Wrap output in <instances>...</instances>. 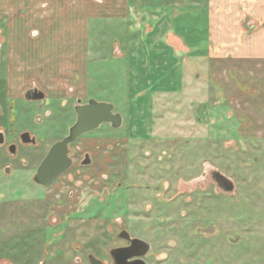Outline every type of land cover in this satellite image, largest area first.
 Returning <instances> with one entry per match:
<instances>
[{
	"label": "rangeland",
	"instance_id": "374dc122",
	"mask_svg": "<svg viewBox=\"0 0 264 264\" xmlns=\"http://www.w3.org/2000/svg\"><path fill=\"white\" fill-rule=\"evenodd\" d=\"M111 1L0 0V264H88L87 252L109 264L121 227L152 245L149 264L161 254L163 264H264V130L256 123L264 110H249L245 98L230 110L234 104L192 75L179 94L156 95L136 132L102 124L81 136L83 150L84 140H96V168L108 175V188L81 195L84 204L94 200L78 206L80 214H71L76 202L56 196L90 186L89 169L50 189L33 183L46 149L75 122L77 99L110 103L118 114L132 103L118 62L109 56L100 73L92 60L121 38L95 23L119 17L127 0ZM34 87L46 96L41 110L23 99ZM22 131L37 144L17 143L12 157L7 146ZM213 171L231 180V193L216 188ZM92 187H102L101 175Z\"/></svg>",
	"mask_w": 264,
	"mask_h": 264
},
{
	"label": "crops",
	"instance_id": "0c3cea01",
	"mask_svg": "<svg viewBox=\"0 0 264 264\" xmlns=\"http://www.w3.org/2000/svg\"><path fill=\"white\" fill-rule=\"evenodd\" d=\"M123 8L119 17L100 15L95 22L109 25L103 34L121 38L99 56L93 49L92 58L100 73L114 58L133 86L132 103L119 113L121 127L136 132L156 95L179 94L186 74L234 104L230 110H239L244 98L249 110H264V0H127ZM256 123L264 130V122ZM84 142L96 146L94 139Z\"/></svg>",
	"mask_w": 264,
	"mask_h": 264
},
{
	"label": "water",
	"instance_id": "95a60500",
	"mask_svg": "<svg viewBox=\"0 0 264 264\" xmlns=\"http://www.w3.org/2000/svg\"><path fill=\"white\" fill-rule=\"evenodd\" d=\"M45 94L38 90H28L24 98L28 101H41ZM80 99L77 100V105L74 107L76 119L74 124L69 128L68 134L59 142L55 143L41 163L39 164L33 182L39 186H47L61 176L70 166L68 158V145L76 141L79 137L96 130L102 124H108L114 129H118L122 125V116L114 112L113 105L107 102H97L88 100L85 104H80ZM1 110V108H0ZM21 142L24 144H35V138L30 137L28 133H23L20 136ZM3 143L2 134H0V144ZM9 153H15V147L11 145ZM87 164V162H85ZM9 173V169H5V174ZM212 180L217 184V188L231 193L234 189L233 183L218 171H213L211 174ZM129 242V246L122 249H113L110 251V256L113 264H145L141 257L149 251V245L138 239L129 238V234L123 231L120 236ZM132 261L129 262V260ZM89 264H103L100 260L92 255L87 257Z\"/></svg>",
	"mask_w": 264,
	"mask_h": 264
},
{
	"label": "flooded vegetation",
	"instance_id": "af4514ba",
	"mask_svg": "<svg viewBox=\"0 0 264 264\" xmlns=\"http://www.w3.org/2000/svg\"><path fill=\"white\" fill-rule=\"evenodd\" d=\"M32 90H35L36 88L34 87V88H31ZM31 89H28V90H31ZM38 89V88H37ZM27 90V91H28ZM38 90H40V89H38ZM26 91V92H27ZM40 91H42V90H40ZM25 92V93H26ZM43 92V91H42ZM25 93L23 94V99H24V101H26V102H28V103H38V109H40L41 110V108H42V104L44 103V100H45V98H46V96L44 97V99L43 100H41V101H28V100H26L25 98H24V95H25ZM44 93V92H43ZM45 94V93H44ZM47 100V99H46ZM78 100V99H77ZM77 100H76V104L73 106V108H72V110H73V112H74V107L77 105ZM87 103V102H86ZM80 104H85V103H80ZM0 108H1V110H0V115L2 114V112H3V110H2V107H1V105H0ZM12 111L13 110H10V118H9V122H10V124H9V127L10 126H12L13 125V122H14V120H13V122H12V118H11V116L13 117V114H12ZM57 113H59L58 115H60V114H62L63 112H61V111H56ZM44 113H45V115H46V117H48V118H50V117H52L53 116V110H44ZM75 113V112H74ZM75 117H76V115H75ZM76 119V118H75ZM74 124V123H73ZM72 124V125H73ZM10 131H14V130H12L11 129V127H10V129H9ZM23 133H28L29 134V136L30 137H33V138H35V144H24V143H22L21 142V139H20V136L23 134ZM0 134H2V139H3V143L2 144H0V146H2V145H4V142H5V135H4V133L2 132V131H0ZM8 134H10V132L8 133ZM67 134H68V132H67ZM67 134L66 135H64L62 138H60V139H58V140H56L54 143H52V145H50L47 149H46V152H45V154H44V156H43V158L45 157V155L47 154V152L49 151V149L51 148V146H53L55 143H57V142H59L60 140H62L64 137H66L67 136ZM15 137H16V139H15V141L14 142H12V143H10V144H8V146H7V151H8V153H9V150H8V148L11 146V145H13L14 147H15V153L12 155V154H10L12 157L13 156H15V154H16V151H17V143H20V144H22V145H33V146H36V144H37V140H36V137L35 136H33L31 133H29V132H27V131H22V132H20V133H15ZM80 138L81 137H79L76 141H74V142H72L71 144H69L68 145V158L70 159V166H69V168L67 169V171H65L61 176H59L54 182H52L51 184H54V183H57L58 181H59V179L61 178V177H66L68 174H72V171L73 170H75L76 171V169H78V170H83L84 168L85 169H89L90 170V172L88 173L89 174V176H92V177H94V178H92V179H90L89 181H88V183L87 184H90V186H87V187H82L80 190H73V189H71V190H68V191H65V192H63V195H61V196H56L57 197V199H61V200H64V199H66V200H68V203H72L73 204V201L74 202H76V204H75V206H74V208L73 209H75L74 211H76L77 210V212H74V211H72L71 212V214H73V215H77V214H80L81 212L80 211H82L84 208H87V207H89L91 204V202H93V198H91L90 197V199H89V203L88 204H84L83 202H81V195H85L86 193H91L93 190L94 191H97L99 194L100 193H102V192H104L105 190H107V188H108V186H107V184L108 183H106L107 182V179H108V175L107 174H101V172L96 168L97 166H98V164H97V157H96V152H97V150H96V148H94L93 146L92 147H90V146H86V148L87 149H82V148H80L78 145L80 144V143H82L81 141H80ZM82 149V150H81ZM80 151V152H79ZM43 158H42V160H43ZM41 160V161H42ZM41 161H40V163H41ZM85 162H87V164H85ZM39 163V164H40ZM39 164H38V166H39ZM38 166H37V168H38ZM6 168H8L9 169V172H10V168L9 167H5L4 169H6ZM37 168H36V170H37ZM94 169H96V170H94ZM80 172V171H79ZM5 173V172H4ZM35 173H36V171H35ZM103 173V172H102ZM211 174H212V172H211ZM211 174H210V178H211V180H212V177H211ZM100 175H101V178H102V187H100V189H99V187H98V189H94V187H92V184H93V186H94V181H95V179L97 180H99V177H100ZM34 176H35V174H34ZM33 176V177H34ZM80 179V178H79ZM32 181H33V178H32ZM213 181V180H212ZM214 182V184L216 185V188H217V184L215 183V181H213ZM34 183V182H33ZM35 184V183H34ZM51 184H49V185H51ZM49 185H47L46 187L45 186H42L43 188H47V189H50V187H49ZM218 189V188H217ZM218 190H220V189H218ZM222 191V190H221ZM224 192V191H223ZM60 193L62 194V192L60 191ZM90 196H93V194L91 193L90 194ZM83 206L81 209L82 210H80V211H78V206ZM70 206V205H69ZM64 206H62L61 208H63ZM60 208V207H59ZM71 208V207H70ZM74 213H76V214H74ZM55 221H56V219H54ZM83 221V220H82ZM123 231H125V232H127L123 227H121L119 230H118V232L114 235V238H115V240L116 241H118V242H120V244L119 245H116V246H114V247H112V248H110L109 250H108V256H109V264H113V261H112V259H111V256H110V251L111 250H113V249H122V248H126V247H128L129 246V242L127 241V240H125V239H123V238H120L119 236H120V234L123 232ZM128 234H129V238H131V239H138V240H141V241H144V242H146L148 245H149V251L143 256V257H141V260L145 263V264H149V262H148V259L151 257V253H152V245L149 243V242H147V241H145V240H143V239H140V238H138V237H136V236H132L129 232H127ZM93 253H95V252H93ZM89 255H92L93 257H95L96 259H98V260H100L95 254L93 255V254H91V253H89V252H87L86 254H85V257H86V260H87V257L89 256ZM168 259V256H167V254H161V256H158V264H163L166 260ZM101 261V260H100ZM130 261H132V259H130L129 260V262ZM87 262H88V260H87ZM102 263H103V261H101ZM88 264H89V262H88ZM104 264V263H103Z\"/></svg>",
	"mask_w": 264,
	"mask_h": 264
}]
</instances>
